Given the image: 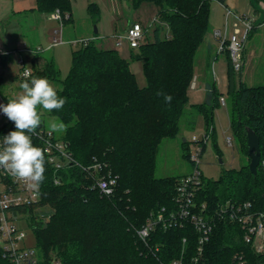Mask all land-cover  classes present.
I'll return each instance as SVG.
<instances>
[{"label":"trees","instance_id":"16d2710c","mask_svg":"<svg viewBox=\"0 0 264 264\" xmlns=\"http://www.w3.org/2000/svg\"><path fill=\"white\" fill-rule=\"evenodd\" d=\"M120 1H128L133 9L145 2L157 9L151 39L144 30L143 42L131 49L137 51L132 59L143 63L145 86H138L129 62L116 50L96 45L97 33L72 51L63 80H58L52 59L38 66L37 53L29 60L33 76L59 82L58 95L67 102L62 110L49 114L66 125L61 139L74 160L84 167L100 163V173L115 178L114 192L105 196L90 187V176L80 166L73 165L61 171L62 182L54 185L52 168L45 160L39 204L49 218L35 221L32 228L34 246L44 263L56 257L62 264H168L179 255L183 237L189 254L196 245L192 231L158 229L145 247L135 230L152 212L174 207L175 185L181 176L155 177L156 157L160 143L177 136L189 104L187 90L194 77L196 52L209 28L211 0ZM70 4V0H36L32 11L42 15L59 11L64 26L72 22ZM87 11L94 22L99 20L96 3H90ZM229 79L232 130L247 157L245 128L253 130L264 160V84L240 83L235 89ZM158 91L171 95V103L156 95ZM208 94L212 103L191 106L203 115L206 133L213 135L212 108L220 96L214 84ZM182 150L188 160L189 142L182 143ZM228 199L256 203L264 199L260 165L255 175L246 166L229 170L216 181L202 178L195 199L198 205L206 203L212 210ZM243 249L250 264L264 263V257L241 243L236 228L221 222L204 255L212 264H228L232 254Z\"/></svg>","mask_w":264,"mask_h":264},{"label":"rangeland","instance_id":"374dc122","mask_svg":"<svg viewBox=\"0 0 264 264\" xmlns=\"http://www.w3.org/2000/svg\"><path fill=\"white\" fill-rule=\"evenodd\" d=\"M70 2L72 22L63 26L61 19L52 18H56L54 14H57V11L49 15L32 11L36 7V0H0V36L2 37H0V46L11 49L22 42L34 47L40 45L43 50L40 52L41 58L38 59L37 65L41 66L45 60L52 59L60 81L69 72L72 51L84 40L92 39L95 28L96 45L103 49L116 50L129 62V69L134 74L138 86H145L143 63L132 59V55L137 51L129 49L124 41L118 46L116 41L133 23H139L144 30H147V36L151 39L157 12L155 6L145 2L137 9H133L128 1L101 0L99 5L97 4L100 18L94 22L87 9L90 3L96 2L90 0H70ZM226 8L236 15L253 18L254 26L248 34L243 53L245 64L240 71L230 70L225 53L214 52V48L218 50V42L213 37V31H224ZM58 14L60 16V13ZM236 30L242 34L245 27L240 22L234 21L233 17H229L228 36ZM207 38L212 46L211 52L205 48ZM204 41L194 58L193 81L196 84L193 86L192 81L187 90L189 104L180 119L179 132L174 138L164 139L160 143L154 170L157 178L179 177L189 173L192 167L183 155L182 143L184 141L190 143L192 136L202 139L205 134L208 139L201 157L204 180L216 181L227 171L239 170L249 164L248 157L241 150L239 139L231 127L229 77L231 76L232 86L235 89L240 83L249 87L264 84V3L255 0H211L209 28ZM13 56L10 54L1 57L2 62L8 58L11 64L5 65L6 72L0 68V105H7L9 100L16 99L22 93L20 84L24 79L18 75V66ZM214 57L216 59H213ZM202 77H205L209 85L213 84L214 78L217 94L225 99V104L222 105L218 100L213 105V135L210 131L206 133L203 115L191 106L205 104L207 101L212 103V97L208 94L210 90L201 83ZM49 82L54 88L59 87L58 81ZM38 111L41 113L42 125L49 129L48 123L54 117L42 107H38ZM54 135L61 139L63 133H54ZM227 137L231 139L230 145L227 143ZM20 226L27 233V242L35 245V237L29 228V222L24 220Z\"/></svg>","mask_w":264,"mask_h":264},{"label":"built area","instance_id":"2783aa9c","mask_svg":"<svg viewBox=\"0 0 264 264\" xmlns=\"http://www.w3.org/2000/svg\"><path fill=\"white\" fill-rule=\"evenodd\" d=\"M58 13L57 11V14H54L56 18H52L61 19ZM224 15V31H213V37L218 42V53L226 52L232 69L240 71L243 67V51L248 34L254 26L253 18L236 15L228 8L225 9ZM229 17H233L234 21L244 25L245 31L242 34L236 30L228 36ZM144 36L143 27L139 23H133L129 25L123 35L119 36L120 39L116 41V45L121 46L124 41L129 49H136L143 42ZM41 51V47L0 50V58L16 54L18 75L25 79L23 73L26 70H30L32 74V67L30 61L27 63V58L29 57L30 60L34 54ZM192 85H195L194 81ZM219 101L222 105L225 104L223 97H220ZM14 130V122L10 121L1 110L0 150H2L3 137ZM31 138L33 145L41 148L45 153V160L53 171L54 185H59L62 182V175L60 174L62 170L73 165L80 166L72 157L66 142L56 138L54 133H50V130L42 124ZM207 139L206 134L202 139L195 136L190 139L188 161L192 168L189 173L181 176L176 182L172 199L174 207L172 209L162 207L152 212L145 223L135 230V234L142 244L148 247V242L158 229L162 231L170 229L192 231L196 234V245L193 253H188V240L185 236L181 240L179 255L170 260L168 264H212L207 261L204 254L217 224L222 222L230 224L238 230L241 243L249 248L252 254L264 257V199L257 203L250 200L235 201L228 199L219 202L212 210L207 207L206 203L198 205L195 202L196 195L202 187L201 157ZM227 143L231 144L230 137H227ZM259 165L264 185L263 159H260ZM80 168L90 176V187L105 196L114 192L115 178L109 173H100L102 170L100 163H93L86 167L80 166ZM29 184V181L17 180L3 168H0V264H62L56 257H52L44 263L39 257L36 247L27 242V233L20 226V223L22 224L25 220L29 222V228L32 230L35 221H45L49 218V215L44 213L43 206L39 204V187L32 188ZM154 250L157 251L158 247ZM149 251L152 252L153 250L149 249ZM228 264L250 263L243 249L234 252Z\"/></svg>","mask_w":264,"mask_h":264},{"label":"clouds","instance_id":"9594fccd","mask_svg":"<svg viewBox=\"0 0 264 264\" xmlns=\"http://www.w3.org/2000/svg\"><path fill=\"white\" fill-rule=\"evenodd\" d=\"M23 76L25 79L20 84L22 93L16 99L9 100L7 105H0V110L15 125V130L3 137L0 168L17 180L29 181L30 187L38 188L45 179V153L33 145L31 138L42 124L38 107L47 112L59 111L67 100L58 95L57 89L47 77L33 76L30 70H26ZM156 95H163L167 104L172 101V96L162 91ZM48 127L50 133H63L67 130L59 117L49 121Z\"/></svg>","mask_w":264,"mask_h":264},{"label":"water","instance_id":"95a60500","mask_svg":"<svg viewBox=\"0 0 264 264\" xmlns=\"http://www.w3.org/2000/svg\"><path fill=\"white\" fill-rule=\"evenodd\" d=\"M96 33L97 30L94 28V34ZM245 134H246L247 155L249 159L248 169L253 175H255L261 159L259 139L255 134V132L251 130L249 127L245 128Z\"/></svg>","mask_w":264,"mask_h":264},{"label":"crops","instance_id":"0c3cea01","mask_svg":"<svg viewBox=\"0 0 264 264\" xmlns=\"http://www.w3.org/2000/svg\"><path fill=\"white\" fill-rule=\"evenodd\" d=\"M90 1H92V2H96V4H98L99 5V3L101 2V0H90ZM47 17H49V16H47ZM214 29V28H213ZM1 37V36H0ZM2 38V37H1ZM207 40V43L205 44V48L208 50V52H211L212 51V46L209 44V38H207L206 39ZM203 43H205V41H203ZM49 46H51V45H49ZM48 46V47H49ZM3 47H5V46H0V50H12V49H14V50H17V49H22V48H24V47H30V48H34V46H32V45H30V44H27L26 42H22L21 44H18L17 46H14V48H12L11 47V49H9V48H3ZM35 47H41L40 45H37V46H35ZM214 48V47H213ZM41 49H42V47H41ZM245 49V48H244ZM43 50V49H42ZM214 52L216 53V54H218V51L214 48ZM213 53V52H212ZM243 53H244V51H243ZM244 55V54H243ZM216 57V56H215ZM213 58V59H216V58ZM13 58H14V61L16 62V59H17V55L15 54L14 56H13ZM1 59V58H0ZM244 59V58H243ZM11 64V62H9V60H8V58H5V60H3V62H1L0 63V68L4 71L5 70V72H6V69H5V65L6 64H8V65H10ZM244 64H245V61H243V67H244ZM243 67H242V69H243ZM201 83L203 84V85H205L209 90H210V85L206 82V79H205V77H202L201 78ZM196 84V83H195ZM211 84V83H210ZM213 84L215 85V79L213 78ZM222 97V96H221ZM183 176V175H182Z\"/></svg>","mask_w":264,"mask_h":264}]
</instances>
